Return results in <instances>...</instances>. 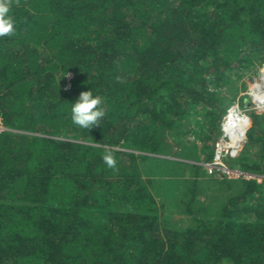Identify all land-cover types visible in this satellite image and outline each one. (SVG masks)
<instances>
[{
	"label": "trees",
	"instance_id": "16d2710c",
	"mask_svg": "<svg viewBox=\"0 0 264 264\" xmlns=\"http://www.w3.org/2000/svg\"><path fill=\"white\" fill-rule=\"evenodd\" d=\"M10 4L16 31L0 37V264H264V113H249L231 159L261 181L222 177L218 206L196 207L193 164L194 191L179 201L187 223L159 216L141 170L166 135L195 133L211 159L206 141L233 101L222 88L264 65V0ZM89 89L105 116L87 130L70 108ZM196 115L206 128L185 130Z\"/></svg>",
	"mask_w": 264,
	"mask_h": 264
},
{
	"label": "rangeland",
	"instance_id": "374dc122",
	"mask_svg": "<svg viewBox=\"0 0 264 264\" xmlns=\"http://www.w3.org/2000/svg\"><path fill=\"white\" fill-rule=\"evenodd\" d=\"M71 74L67 75V80L70 79ZM264 78V65L257 67L256 70H250L244 72L241 77L231 76V82L229 86H224L221 90L220 95L225 99H233L227 111L222 115L221 121L225 114L227 115L234 109L236 103L244 111L241 112L243 117L244 126H249V115L250 112H255L258 114L264 113V107H261L260 102H264V99H257L253 96L254 91L260 85L262 79ZM237 89L233 91V88ZM232 88V89H231ZM243 102V105L240 102ZM234 104V105H233ZM231 108H234L230 110ZM246 117V118H245ZM197 120V122H195ZM220 121V124H221ZM219 124V134L215 137H211L206 141V145L211 146L213 143V154L210 160L204 161L203 155L206 153L205 145L198 136L191 132L186 136L173 137L171 135H166L165 142L163 145V154H150L152 157L146 160L141 165L143 179H146L147 185L153 194L156 202L159 206V216L169 217L170 219H182L187 223V217L184 214L183 206L179 203L181 198L188 200L191 196V180H193V173L195 168L192 167L193 164L200 167L199 175L197 179L199 180V187L194 191V201L193 204L198 206H203L207 204L210 209L216 208L219 203V197H222L223 190L217 184L218 180L222 177L228 180H236L238 177L243 176L244 178H254L257 177L258 181H261V176L253 174L251 172L242 171L232 165V160L237 158L241 152L243 145L246 141L244 140L240 144V148L235 156H228V154L223 158V163L228 170L232 171V175L222 174L217 169L209 166V162L213 159L215 151V143L221 135V127ZM204 120L201 115H196V117L187 124V129L196 130L198 132L205 129ZM2 125L0 123V129ZM211 139H214L213 142ZM211 148V147H210ZM195 152L197 155H195ZM232 159V160H231ZM195 178V177H194ZM224 186V185H223ZM236 188V185H234Z\"/></svg>",
	"mask_w": 264,
	"mask_h": 264
},
{
	"label": "clouds",
	"instance_id": "9594fccd",
	"mask_svg": "<svg viewBox=\"0 0 264 264\" xmlns=\"http://www.w3.org/2000/svg\"><path fill=\"white\" fill-rule=\"evenodd\" d=\"M16 31V21L11 14L10 0H0V37H10ZM102 98L93 95L89 89L79 93L78 97L71 103L70 114L72 123L84 129L99 125L100 120L105 116ZM108 168L116 167V159L111 152H106L102 157Z\"/></svg>",
	"mask_w": 264,
	"mask_h": 264
},
{
	"label": "bare ground",
	"instance_id": "6f19581e",
	"mask_svg": "<svg viewBox=\"0 0 264 264\" xmlns=\"http://www.w3.org/2000/svg\"><path fill=\"white\" fill-rule=\"evenodd\" d=\"M253 96L257 99H264V78L254 91ZM234 108L230 109L234 110L229 112L222 121V131L225 138L221 139L219 142L220 147L229 148L231 150V154H234L239 150L240 144L244 140V134L247 128L246 125L244 126V119L241 112L238 110V106H235Z\"/></svg>",
	"mask_w": 264,
	"mask_h": 264
},
{
	"label": "built area",
	"instance_id": "2783aa9c",
	"mask_svg": "<svg viewBox=\"0 0 264 264\" xmlns=\"http://www.w3.org/2000/svg\"><path fill=\"white\" fill-rule=\"evenodd\" d=\"M236 105L238 106L237 103H236ZM238 108L241 112L244 113V111L239 106H238ZM225 116H226V114H225ZM225 116L223 117V119L225 118ZM247 117H248V115H247ZM223 119H222V121H223ZM222 121H221V124H222ZM221 124H220V127H221ZM244 136H245V134H244ZM223 138H225V135H224V133L222 131V127H221V135L218 138L217 142L215 143V151H214V155L212 158L213 160L211 162H209V166L214 168V169H217L222 174H227V175L231 176L232 171L228 170V168H226V166H224V163L222 160L227 154H228V156H231V157L237 155L238 151H236L234 154H231V150L229 148H227V147L221 148L219 145V142Z\"/></svg>",
	"mask_w": 264,
	"mask_h": 264
}]
</instances>
